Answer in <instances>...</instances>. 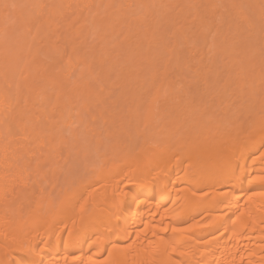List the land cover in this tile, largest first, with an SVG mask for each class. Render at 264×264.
<instances>
[{
    "label": "bare ground",
    "instance_id": "6f19581e",
    "mask_svg": "<svg viewBox=\"0 0 264 264\" xmlns=\"http://www.w3.org/2000/svg\"><path fill=\"white\" fill-rule=\"evenodd\" d=\"M262 18L261 0H0V258L26 256L14 249L31 242L60 264H72L73 255L98 260L105 246L112 251L110 236L120 242L110 264H174L180 251L187 254L179 264H264V181L251 179L264 176ZM96 32L102 49L83 50ZM115 48V56L106 53ZM111 71L128 107L115 132L141 135V145L135 152L121 141L115 162L102 159L103 167L80 171L77 181L66 172L62 191L58 154L65 150L67 157L71 139L80 143L76 129L90 109L80 103L109 90L96 88L97 80L90 86L92 75L114 87ZM159 101L188 113L155 112ZM216 101L229 112L215 116ZM223 142L233 145L232 167L239 165L247 182L220 175L215 146ZM134 154L148 159L138 162ZM129 188L150 194L166 188L174 203L150 200L130 212V200L120 195ZM192 223L203 227L163 233Z\"/></svg>",
    "mask_w": 264,
    "mask_h": 264
},
{
    "label": "rangeland",
    "instance_id": "374dc122",
    "mask_svg": "<svg viewBox=\"0 0 264 264\" xmlns=\"http://www.w3.org/2000/svg\"><path fill=\"white\" fill-rule=\"evenodd\" d=\"M59 26H63V24L61 25H59ZM99 31V30H98ZM97 34H95V35H97V36H95V37H93L94 36V34L93 35H91L90 36V38H89V40H88V43H87V46L88 45H90V46H88V47H86V44H85V48H84V45L82 46L83 47V50H85V51H88L89 52V50H91V51H95V53L97 52L96 50H98V52L102 49V45H101V43H100V40H99V32H96ZM92 38H93V40H92ZM127 43V42H126ZM123 44H125V43H122V45ZM93 45V46H92ZM95 45V46H94ZM99 45V46H98ZM121 45V44H120ZM121 45V46H122ZM126 45V46H125ZM125 45H123L124 47H127V44H125ZM121 46H119V47H121ZM122 46V47H123ZM94 47L96 50H92V48ZM101 47V48H100ZM124 47H123V49H124ZM86 48H88V49H86ZM112 50V52H108V51H111ZM109 49V50H106L107 52L106 53H111L110 54V56L112 55H114V53H118V51H117V48H115L114 49V51H113V49ZM117 51V52H116ZM113 53V54H112ZM97 54H99V53H97ZM104 55H107V54H104ZM103 55V56H104ZM115 56V55H114ZM106 57V56H105ZM104 57V58H105ZM97 70L99 71V68H97ZM113 70H116V69H113ZM97 72V71H96ZM95 72V73H96ZM116 72L117 71H115V74H116ZM110 73H112L111 74V76H112V79H111V85L113 84L112 82L114 81V83L115 84H113L114 85V87L113 86H105L104 85V83L101 81L102 79H98V73H96L95 75L96 76H94V75H92L93 77H91L92 78V80H90L91 78H88V80H90L91 82H94L92 85H90V86H93V87H95V86H97L96 85V82L97 81H99L98 82V87H96V88H98V89H101V87L99 86L100 85V83L102 84L101 86H103V87H105V88H108L109 90L107 91V89H106V92H105V97H103V98H98L96 101H94V100H91V102L90 101H87V102H84L83 103V101L81 100V98H77V96H76V100L79 102L80 100L82 101H80L79 103H80V105H83V104H87L88 106H89V104H90V106L88 107V109L89 110H86V109H84L83 111H82V119H83V124L81 125V126H78V128L76 129V131H78L77 133H79V142L80 143H77V142H75V141H73V139H71L70 141L71 142H69V144H68V146H70L69 147V152H67L68 154H66L67 155V157H65V150H64V152L62 151L60 154H58L59 155V168L61 169V171H62V174H59L58 176H59V178H60V175H61V178H60V180H59V178H58V181L60 182L61 181V184L63 185V187H62V185L60 184V187L62 188V191L64 190V188H66V182H67V179H66V177L68 176V174L66 173V172H68L69 174H71V173H73L72 175H69L73 180L72 181H77L78 180V178L79 177H81V175L83 176V175H86L85 173H88L89 171H91V169L92 170H96V169H99V167L101 166V167H103L102 165L103 164H105V163H103L102 164V162L104 161H106V160H108V161H110L109 162V164H112L113 162H115L119 157H120V155L122 154V150L120 149L121 147H124V146H122L124 143H125V141H127V140H129L128 142H126L124 145L125 146H128V147H131V150L133 149V151H135L134 149H139V145H141V140H142V137H141V135L140 136H138V135H136L135 133H134V135L133 136H131V138H132V140H134V145L133 146H130V144H131V142H130V140H131V138L130 137H128L127 135V138H126V136H121V135H119V134H117L115 131H117V130H119V127H120V119L119 118H121V117H123L124 115H126L125 113H126V111L125 110H127V106L126 105H124V104H126V103H124L125 102V100L124 99H121V90L123 91V89H122V86L120 85V84H118V81H117V79H115L114 78V73H113V71H111ZM118 74V73H117ZM173 76H174V78H175V72H173ZM186 74V76H188V74L187 73H184V75ZM160 75V74H159ZM178 75V74H177ZM179 75H182V73L181 74H179ZM184 75H182V77H185ZM193 75V74H192ZM190 73H189V76H192ZM117 76V75H116ZM162 75H160V77H161ZM169 76H171L172 77V74L171 75H169ZM160 77L158 78V79H160ZM170 77V78H171ZM95 78V79H94ZM173 78V77H172ZM178 77H176V80L175 79H172L173 81L175 80L176 82H177V80H179L180 81V79L179 78H181V76L177 79ZM186 79V78H185ZM188 79V81H189V79L191 80V79H194V81H195V77L194 78H187ZM95 80H97V81H95ZM182 80V79H181ZM193 81V80H192ZM193 81V82H194ZM90 82V83H91ZM117 83V84H116ZM94 84H95V86H94ZM117 85V86H116ZM118 85H119V87H118ZM111 87H113V88H111ZM113 90V95H112V91ZM119 91V92H118ZM117 93H119V94H117ZM108 94H109V96L110 97H108ZM111 94V95H110ZM115 96V97H114ZM116 96H119V100H121V101H118V103H116L117 101H115L114 99H118V97H116ZM79 97V96H78ZM114 97V98H113ZM173 97H175V96H173ZM106 98V103H105V99ZM111 98V99H110ZM185 98L186 97H181V99H183V101L182 102H184V100H185ZM187 98H189V97H187ZM78 99H80V100H78ZM99 99H101V100H99ZM116 99V100H117ZM102 100H104V101H102ZM123 100H124V102H123ZM176 100V99H175ZM92 101H94V103L92 102ZM98 101H102L101 103L100 102H98ZM107 101H108V103H107ZM172 101L174 102V100L172 99ZM177 101V100H176ZM185 101H187V99L185 100ZM98 102V103H97ZM111 102V103H110ZM79 103L77 104H74V106H73V108L76 106V105H79ZM115 103V104H114ZM122 103H124L123 105H122ZM159 103V104H158ZM156 105H154L155 107L157 106L158 107V109H157V107H156V109H155V112H158V113H161L162 111V113H164V112H166V109H168V112H170V113H172V115L176 118V115H177V113H178V117H180L181 115L180 114H182V113H184V114H182V117H180V118H184V117H186V114L188 113V110H185V109H183V112H182V108H181V106H183V105H181V106H178V111H176V109L175 110H171L170 108H167V107H164L162 104L163 103H161L160 101L158 102ZM185 103V102H184ZM187 103V102H186ZM190 103H192V101L190 102ZM194 103H197V102H194ZM205 102H203V104H204ZM215 103V104H214ZM220 103V102H219ZM217 101L216 102H213V105L216 107V109H215V107L214 106H212L211 107V105H210V108H208L209 106L207 105V107H205V108H208V110H210L211 108H213V110L211 109V112L212 111H215V112H213V113H217L215 116H220V114H221V116H223V110L225 109V106H224V104L223 103H225L226 104V102L224 101L223 103L221 102L220 104H219ZM93 104V105H92ZM128 104V103H127ZM112 105H114V108H115V111H114V108H113V106ZM123 107V109L121 108V106ZM160 105H162V107L165 109V110H163V108L160 106ZM193 105H196V104H193ZM100 106V107H99ZM103 106V107H102ZM127 108H126V107ZM128 106H129V104H128ZM185 106V105H184ZM113 109H112V108ZM154 107V108H155ZM224 107V108H223ZM97 108V109H96ZM103 109L104 108V111L106 112V114L104 113V115H103V117L100 119V114H99V111H100V109ZM117 108V109H116ZM183 108H185V107H183ZM217 108H219V109H217ZM112 109V110H111ZM160 109V110H159ZM161 109H162V111H161ZM215 109V110H214ZM94 110V111H93ZM96 110V111H95ZM107 110V111H106ZM108 110H110V111H108ZM220 110V111H219ZM225 110H227V109H225ZM90 111V113H88ZM113 111V112H112ZM122 111V112H121ZM123 111H124V113H123ZM160 111V112H159ZM177 112L176 114L175 113H173V112ZM218 111V112H217ZM87 112V113H86ZM120 112H121V114H120ZM209 112V111H208ZM207 112V113H208ZM226 112H229L228 110L226 111ZM85 114V115H84ZM88 114V115H87ZM109 114V115H108ZM210 114V112L208 113V115ZM225 114V113H224ZM184 116V117H183ZM220 116V117H221ZM108 117H113V119H114V122L110 125V123H108V124H106L105 123V119L107 118L108 119ZM86 118H88V119H86ZM98 119V120H97ZM112 119V120H113ZM181 120H183V119H181ZM91 121V122H90ZM99 121V122H98ZM104 121V122H103ZM86 122H88V124H86ZM98 122V123H97ZM101 122V123H100ZM115 122H116V124H115ZM96 123V124H95ZM86 124V125H85ZM92 126H91V125ZM114 124V125H113ZM93 125L96 127H93ZM99 125V126H98ZM105 125V126H104ZM119 125V126H118ZM85 126V127H84ZM90 126H91V128H90ZM98 126V127H97ZM103 127V128H101L100 129V127ZM89 128H90V130L91 129H93L92 131H89ZM107 128V129H106ZM82 129V130H81ZM109 129V130H108ZM90 132H88V131ZM112 130V131H111ZM94 131V132H93ZM97 131V132H96ZM106 131V132H105ZM92 132V133H91ZM118 132V131H117ZM180 132H182V130L180 131ZM108 133V134H107ZM119 133H120V131H119ZM67 134H69L68 132H67ZM85 134V135H84ZM93 134V135H92ZM95 134H97V135H95ZM110 134H112V135H110ZM121 134V133H120ZM148 134H150V133H148ZM92 135V136H91ZM106 135V136H105ZM117 135H118V137H117ZM83 136V137H82ZM84 136L86 137L85 139H87V140H85L84 139ZM95 136V137H94ZM109 136H110V138H109ZM116 136V137H115ZM135 136L137 137V138H135ZM89 137H93V139H95V140H93L92 142V145L90 144V138ZM98 137H100L99 139H97ZM115 137V138H114ZM89 138V139H88ZM124 138H126V140L124 139ZM101 139V140H100ZM113 139H115L116 141H114ZM119 139V140H118ZM121 139V140H120ZM122 139H124V140H122ZM228 139V138H227ZM96 140H100L101 141V143H102V147H100L99 148V151H97V149H96ZM144 140V139H143ZM87 143H86V142ZM121 141H124V143H122ZM73 142V144H70V143H72ZM74 142L77 144V145H79V146H77L76 147V145L74 144ZM103 142L105 143V144H103ZM117 142V143H116ZM133 142V141H132ZM121 143H122V145H121ZM88 144H90V145H88ZM86 145V146H85ZM94 145V146H93ZM115 145H117L118 147L117 148H119V149H113V146H115ZM137 145V146H136ZM119 146H121V147H119ZM84 147H86V149H84ZM111 147V148H110ZM79 148V149H78ZM83 148V149H82ZM89 148V149H88ZM91 148V149H90ZM75 149V150H74ZM110 149V150H109ZM113 149V150H112ZM81 150V153H79V151ZM101 150V151H100ZM88 151V152H87ZM138 151V150H137ZM98 152V153H97ZM113 152V153H112ZM121 152V153H120ZM136 152V151H135ZM101 153V154H100ZM104 153H106V154H104ZM103 154V155H102ZM120 154V155H119ZM150 154V153H149ZM71 155H73V156H71ZM87 155H90V156H87ZM119 155V156H118ZM135 155H136V157H135ZM62 156V157H61ZM104 156V157H103ZM115 156V157H114ZM135 158H137V161L138 162H140L141 160H142V158L144 157H147V155H145V156H141V155H139V154H134L133 155ZM61 157V158H60ZM66 158V160H65V158ZM90 157V158H89ZM74 158H75V161H74ZM110 158H111V160H110ZM115 159V161H114V159ZM138 158L140 159L141 158V160H138ZM76 159H78L77 161H76ZM81 159V160H80ZM85 159V160H84ZM102 159H103V161H102ZM105 159V160H104ZM147 159H148V157H147ZM147 159H145L144 161H147ZM84 160V161H83ZM112 161V162H111ZM143 161V160H142ZM143 161V162H144ZM79 163V164H78ZM83 163V166L81 165ZM87 165V166H86ZM86 166V167H85ZM89 167V168H88ZM81 168H83V169H81ZM95 168V169H94ZM68 169V170H67ZM69 170H71V171H69ZM86 170V171H85ZM89 170V171H88ZM65 171V173H63ZM81 171V172H80ZM81 173V175H80V173ZM63 175L65 176V179H64V177H63ZM77 175V176H76ZM78 175H79V177H78ZM68 176V177H69ZM75 177H76V179H75ZM63 178V180H61ZM70 178V179H71ZM66 181V182H65ZM59 182H58V184H59ZM65 183V185H64V183ZM65 186V187H64ZM59 187V185H58V188L59 189H57V190H59L58 191V193H59V195H57L58 193H56V195H55V197H57L58 198V196H60V191H61V188ZM54 196V195H53ZM33 200H35V199H33Z\"/></svg>",
    "mask_w": 264,
    "mask_h": 264
},
{
    "label": "snow or ice",
    "instance_id": "6c2138e0",
    "mask_svg": "<svg viewBox=\"0 0 264 264\" xmlns=\"http://www.w3.org/2000/svg\"><path fill=\"white\" fill-rule=\"evenodd\" d=\"M6 7H16V5H6ZM261 7L264 8V0H261ZM264 19V18H262ZM262 29H264V22H262ZM9 134L12 135V130H9ZM233 145H231L228 142H223L220 144H217L215 146V150L220 157L219 161V172L220 175L223 177L224 180H227L229 183L234 184H243L247 182L250 178L247 175H242L241 169L239 165H237L235 168L232 167L231 158H230V151L232 149ZM199 145H193V151L199 150ZM7 151V149H5ZM261 155H264L262 153ZM251 179H259L261 181H264V176H252ZM147 183V181H146ZM153 185L157 184V181H151ZM237 190L233 189V192L235 194ZM239 191H244V189H239ZM196 192H193V196H196ZM200 194L202 196L208 195L207 192H204L203 190H200ZM121 196H126L131 202V207L129 211L133 208L143 211L148 207L147 201L150 200H159L161 203H174L169 199V193L167 192L166 188H161L158 193L155 192V189H153V192L150 194L147 190L144 191H136L133 188H129L125 192L120 193ZM261 195H264V193H261ZM251 199V197H249ZM224 203H227V201H224ZM239 203V201H237ZM81 211H84L82 208ZM165 211H168L167 206H165ZM198 227H203L202 224L199 223H192L190 225H187L183 228H164L163 233L166 235L169 232L177 233V232H190L193 229H196ZM165 235L160 236V240L163 242L165 240ZM169 240H172V243H175V240L172 239V237H168ZM43 243V242H41ZM108 244L111 246L112 251L108 250V247L105 246L104 255L99 258L98 260H92L90 257L87 259H80L78 256L73 255L72 257V264H110V259L112 257V254L114 251H116L119 248L120 242L118 240H112L109 236ZM130 246V244H126L125 247ZM171 247V244L169 245ZM182 247V246H181ZM123 250V249H121ZM14 251H17L19 253L20 251H26V256H20L19 259L11 258L12 253L6 252L3 256V258H0V264H60V261L53 258V254L51 252H42L40 245L37 244L33 246L31 242L24 244L20 246L19 249H14ZM172 253H177L176 247H171ZM187 253L185 251H180L178 255L175 256L174 264H179L180 259L185 256ZM64 264H68L67 260H64ZM187 264V262H185Z\"/></svg>",
    "mask_w": 264,
    "mask_h": 264
}]
</instances>
